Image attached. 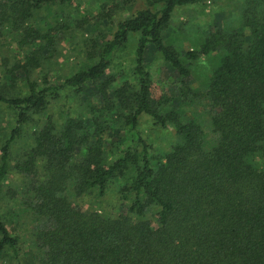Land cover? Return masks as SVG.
I'll return each instance as SVG.
<instances>
[{
    "label": "trees",
    "instance_id": "1",
    "mask_svg": "<svg viewBox=\"0 0 264 264\" xmlns=\"http://www.w3.org/2000/svg\"><path fill=\"white\" fill-rule=\"evenodd\" d=\"M72 1L0 0V40L10 35L29 49L22 65L0 71L11 84L24 75L28 87L21 96L0 91V105L16 111L0 147V264H264V0H245L248 35L218 29L182 52L164 38L172 13L205 0H140L141 8L116 23L94 63L60 84L40 86L30 79L36 54L48 49L50 30L59 27L42 32L36 13ZM132 35L138 37L134 77L116 83L107 70ZM150 53L174 78L175 94L153 97ZM204 57L212 58L210 72L193 87L192 66ZM65 87L95 93L99 104L48 120L11 166L12 143L31 114ZM199 104L210 140L198 112L187 113ZM142 114L161 129L173 125L177 140L167 152L154 153L142 137ZM12 169L23 178L18 193L5 190ZM115 178L125 180L116 213L75 202L104 196ZM6 198L18 199L22 207L13 213L32 220L26 249L7 228Z\"/></svg>",
    "mask_w": 264,
    "mask_h": 264
},
{
    "label": "rangeland",
    "instance_id": "2",
    "mask_svg": "<svg viewBox=\"0 0 264 264\" xmlns=\"http://www.w3.org/2000/svg\"><path fill=\"white\" fill-rule=\"evenodd\" d=\"M245 0H205L202 3L178 7L172 13L170 23L164 32L165 41L174 50L182 52L198 47L205 37L218 29L224 32H232L242 28L243 34L248 35L249 30L244 26ZM142 7L140 0H73L67 4L55 3L44 6L37 11V22L42 32L49 31L52 27L53 43L37 52L39 66L34 68L30 79L38 85H44V81L60 84L66 78L94 63L97 60L101 45L111 36L116 23L130 17L136 10ZM137 35L130 37L129 43L123 47L114 57L107 74L116 79V83L124 80H132L133 57ZM44 45L45 41L42 42ZM46 46V45H45ZM18 47L10 35L0 40V71L4 72L25 62L29 49ZM33 50V49H32ZM151 63L149 72L151 76V92L153 97L161 95H173L177 92V83L168 70L164 69L163 61L158 54L150 53ZM212 58H201L192 66L191 80L193 87L201 86L204 76L210 72ZM1 73V72H0ZM23 74V73H22ZM18 80L11 84L4 80L0 74V91L9 96H21L28 91L24 75L17 76ZM91 89V88H90ZM99 104V98L86 90L75 92L74 89L63 88L58 97L51 99L46 109L31 114L27 123L23 126L22 135L12 143L11 166L17 161L19 154L30 148L34 133L48 120L62 121L67 116H77L86 113L88 104ZM193 111L198 112L200 121L203 122L204 131L210 140L212 133L205 109L199 107L188 108V115ZM16 111L8 106L0 105V147L9 137L11 129L15 126ZM138 129L151 144L152 151L156 154L167 152L177 137L173 125L168 123L166 129H161L151 118L142 114L139 118ZM41 170V161L37 163ZM123 179L115 178L107 187L102 197L95 193L86 194L75 199L84 210H97L105 213H116L122 204L118 189L124 184ZM7 187L16 190L23 188V178L12 169L9 172ZM18 199L3 200L2 212L5 216L7 228L12 234H17L23 242L22 247L27 248L30 241V229L32 220L26 215H17Z\"/></svg>",
    "mask_w": 264,
    "mask_h": 264
}]
</instances>
